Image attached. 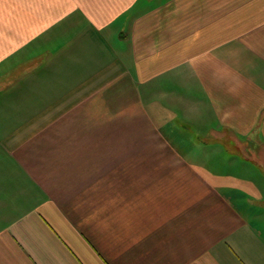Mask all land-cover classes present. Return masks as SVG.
<instances>
[{"label":"crops","instance_id":"0c3cea01","mask_svg":"<svg viewBox=\"0 0 264 264\" xmlns=\"http://www.w3.org/2000/svg\"><path fill=\"white\" fill-rule=\"evenodd\" d=\"M0 264H264V0H0Z\"/></svg>","mask_w":264,"mask_h":264}]
</instances>
